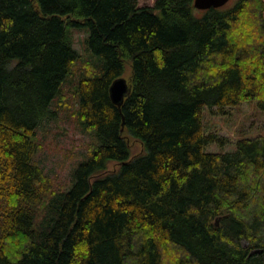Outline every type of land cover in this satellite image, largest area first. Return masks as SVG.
Here are the masks:
<instances>
[{"label":"trees","instance_id":"16d2710c","mask_svg":"<svg viewBox=\"0 0 264 264\" xmlns=\"http://www.w3.org/2000/svg\"><path fill=\"white\" fill-rule=\"evenodd\" d=\"M72 77L91 144L57 191L37 131ZM246 102L264 110V0H0V264H264V136L204 150L224 144L204 108Z\"/></svg>","mask_w":264,"mask_h":264},{"label":"rangeland","instance_id":"374dc122","mask_svg":"<svg viewBox=\"0 0 264 264\" xmlns=\"http://www.w3.org/2000/svg\"><path fill=\"white\" fill-rule=\"evenodd\" d=\"M152 0H140L141 5H149ZM236 0H229L231 6ZM86 32L73 33V48L80 54V61L76 71H81L86 62L94 60L85 49ZM78 76V75H76ZM77 77L69 79L64 86L63 93L68 107L58 108V117L49 121L43 129L37 131V141L40 145L34 161L42 168L57 191L70 189L73 175L78 167L88 160L90 137L83 133L73 115L75 98L73 86ZM56 108V107H55ZM203 127L206 134L213 133L222 139L224 144L210 143L204 147L206 152H226L235 147V142L241 138H255L264 136V110L256 106V102H246L239 106L227 107L222 111L217 108L205 107L203 111ZM138 147L134 149L136 152Z\"/></svg>","mask_w":264,"mask_h":264},{"label":"water","instance_id":"95a60500","mask_svg":"<svg viewBox=\"0 0 264 264\" xmlns=\"http://www.w3.org/2000/svg\"><path fill=\"white\" fill-rule=\"evenodd\" d=\"M229 0H194V8L198 11H206L209 9H218L226 6ZM130 88L127 80L123 77L117 78L109 87V97L111 102L120 109L124 98L129 93ZM215 226H219V218L215 220Z\"/></svg>","mask_w":264,"mask_h":264}]
</instances>
